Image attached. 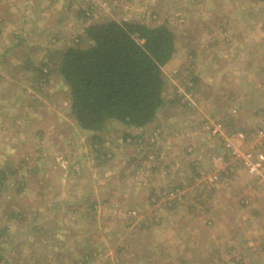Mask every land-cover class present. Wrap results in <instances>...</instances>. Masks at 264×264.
I'll use <instances>...</instances> for the list:
<instances>
[{
  "label": "rangeland",
  "instance_id": "obj_1",
  "mask_svg": "<svg viewBox=\"0 0 264 264\" xmlns=\"http://www.w3.org/2000/svg\"><path fill=\"white\" fill-rule=\"evenodd\" d=\"M150 1L138 23L175 41L165 105L141 133L95 134L43 64L135 19L115 0H0V264H264V0Z\"/></svg>",
  "mask_w": 264,
  "mask_h": 264
},
{
  "label": "trees",
  "instance_id": "obj_2",
  "mask_svg": "<svg viewBox=\"0 0 264 264\" xmlns=\"http://www.w3.org/2000/svg\"><path fill=\"white\" fill-rule=\"evenodd\" d=\"M85 33L87 46L57 50L43 64L53 61L45 73H58L68 87L72 117L95 134L115 121L146 128L165 105L161 67L175 50L172 31L164 25L111 20L91 23ZM25 68L33 75L42 73L28 64Z\"/></svg>",
  "mask_w": 264,
  "mask_h": 264
},
{
  "label": "crops",
  "instance_id": "obj_3",
  "mask_svg": "<svg viewBox=\"0 0 264 264\" xmlns=\"http://www.w3.org/2000/svg\"><path fill=\"white\" fill-rule=\"evenodd\" d=\"M146 2L151 3L152 5H154V3H152L150 0L143 1L142 4H144ZM115 3L118 5V8L116 10V14H119L120 11L121 12L123 11L126 14V18H128L129 20L135 19L136 22H142L140 20V17H139V8H140L139 5L141 4L139 2V0L138 1L137 0H115ZM3 11H4V9H3ZM4 13H5V19L3 17L0 18V25L6 24L7 23L6 22L7 21L6 18H9V16H11L10 15V12L8 10H7V14H6L5 11H4ZM159 110L157 112V116H156V118H155L154 121L157 120L158 114L160 112ZM154 121L151 124H153ZM151 124H149V125H151ZM147 127L146 128H142V129H134V128H132V134H134V133H141L142 131L146 130Z\"/></svg>",
  "mask_w": 264,
  "mask_h": 264
},
{
  "label": "built area",
  "instance_id": "obj_4",
  "mask_svg": "<svg viewBox=\"0 0 264 264\" xmlns=\"http://www.w3.org/2000/svg\"><path fill=\"white\" fill-rule=\"evenodd\" d=\"M159 129V128H158ZM157 130V129H156ZM155 130V131H156ZM154 133L156 134V136H158L161 132H159V130L157 132ZM224 132H223V128H222V125L220 123H217V124H213V134H218V135H222Z\"/></svg>",
  "mask_w": 264,
  "mask_h": 264
},
{
  "label": "bare ground",
  "instance_id": "obj_5",
  "mask_svg": "<svg viewBox=\"0 0 264 264\" xmlns=\"http://www.w3.org/2000/svg\"><path fill=\"white\" fill-rule=\"evenodd\" d=\"M243 44H244V43H243ZM232 46H233V45H232ZM177 48H178V47H177ZM243 51H244V50H243ZM246 51H247V50H246ZM242 54H243V53H242ZM239 55H240V54H239ZM239 58H240V57H239ZM217 59H218V58H217ZM211 63H212V62H211ZM231 63H232V62H231ZM230 65H231V64H230ZM245 65H246V64H245ZM249 65H250V62H249ZM231 66H232V65H231ZM231 66H230V67H231ZM230 67H229V68H230ZM229 68H228V69H229ZM231 69H233V68H231ZM227 72H228V70H227ZM85 132H86V131H85ZM122 164H123V163H122ZM120 170H121V169H120Z\"/></svg>",
  "mask_w": 264,
  "mask_h": 264
}]
</instances>
